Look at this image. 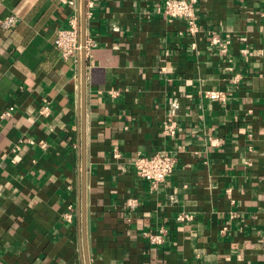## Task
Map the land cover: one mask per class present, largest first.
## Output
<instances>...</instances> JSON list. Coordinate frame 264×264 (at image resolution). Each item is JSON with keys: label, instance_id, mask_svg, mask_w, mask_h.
I'll list each match as a JSON object with an SVG mask.
<instances>
[{"label": "crops", "instance_id": "1", "mask_svg": "<svg viewBox=\"0 0 264 264\" xmlns=\"http://www.w3.org/2000/svg\"><path fill=\"white\" fill-rule=\"evenodd\" d=\"M92 1L82 115L78 61L53 46L77 8L0 0L17 17L0 28V264H85L83 157L90 264H264V0H198L194 35L164 0ZM158 150L175 165L151 187L130 161Z\"/></svg>", "mask_w": 264, "mask_h": 264}, {"label": "built area", "instance_id": "2", "mask_svg": "<svg viewBox=\"0 0 264 264\" xmlns=\"http://www.w3.org/2000/svg\"><path fill=\"white\" fill-rule=\"evenodd\" d=\"M67 2L69 5H73L77 8V15L73 16L69 20V26L66 28L57 29L53 37V46L58 50L60 56L64 59L72 57L78 61L81 54V49L84 50V57L87 59L90 56V49L93 43L85 38L84 44L80 43L79 34V17L80 8L79 0H61ZM198 0H164L159 5V10L165 16L170 18H180L184 21L186 31L189 35H194L198 31L197 26V14L196 5ZM92 0H85V12L86 9L91 7ZM17 17L14 14H9L3 18H0L1 29H11L16 25ZM213 44L220 45L222 49H225L227 41L222 40L213 35L211 38ZM205 96L222 100L225 97V92L222 89H208L205 91ZM14 106L10 105L4 109L1 113V117H8L12 114ZM49 107L46 103L42 104L39 113L43 115L48 114ZM178 131L177 123L174 119L167 118L161 127V133L167 138H173ZM33 142V140H29ZM42 146L44 143L39 142ZM135 173L143 180L147 181L151 187L156 186L168 176L175 165L174 157L165 150H158L151 155L137 154L130 161ZM137 201L134 198L127 200L126 206L133 209L135 208ZM69 220L72 219L71 211L66 215ZM184 216H179L182 219ZM165 230L159 229L158 232L149 233L143 231V235L147 236L150 243L159 244L163 241V235Z\"/></svg>", "mask_w": 264, "mask_h": 264}, {"label": "water", "instance_id": "3", "mask_svg": "<svg viewBox=\"0 0 264 264\" xmlns=\"http://www.w3.org/2000/svg\"><path fill=\"white\" fill-rule=\"evenodd\" d=\"M80 8V17H79V34H80V43L83 45L85 41V0H79ZM86 58L84 57V50L81 49V54L79 57V68L81 71V114H84V86H85V64ZM83 142V138H82ZM84 143H82L83 146ZM85 173L86 167L84 162V157L82 158L81 166V182L79 187V203H78V222L80 227L81 235V246L82 254L85 264L89 263L88 248H87V239H86V191H85Z\"/></svg>", "mask_w": 264, "mask_h": 264}]
</instances>
